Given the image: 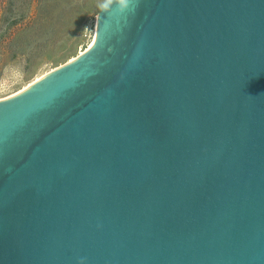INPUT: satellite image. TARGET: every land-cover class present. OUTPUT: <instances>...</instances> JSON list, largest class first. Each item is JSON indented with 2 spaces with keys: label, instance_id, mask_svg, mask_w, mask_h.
<instances>
[{
  "label": "water",
  "instance_id": "95a60500",
  "mask_svg": "<svg viewBox=\"0 0 264 264\" xmlns=\"http://www.w3.org/2000/svg\"><path fill=\"white\" fill-rule=\"evenodd\" d=\"M81 261L264 264V0H111L0 101V264Z\"/></svg>",
  "mask_w": 264,
  "mask_h": 264
},
{
  "label": "rangeland",
  "instance_id": "374dc122",
  "mask_svg": "<svg viewBox=\"0 0 264 264\" xmlns=\"http://www.w3.org/2000/svg\"><path fill=\"white\" fill-rule=\"evenodd\" d=\"M107 2L0 0V100L86 51Z\"/></svg>",
  "mask_w": 264,
  "mask_h": 264
},
{
  "label": "bare ground",
  "instance_id": "6f19581e",
  "mask_svg": "<svg viewBox=\"0 0 264 264\" xmlns=\"http://www.w3.org/2000/svg\"><path fill=\"white\" fill-rule=\"evenodd\" d=\"M97 22H98V21H97ZM96 31H97V26H96ZM96 31H95V36H94L93 40L91 41V43H90V45H89V47L87 48L86 51H82L78 56H76V57L70 59L66 64H64V65H62V66H60V67L54 68V69L50 70V71L47 72V73H44L43 75H41V76H39L37 79H35L33 82H31L30 84H28L27 86H25L23 89H21L20 91H18L17 93H15V94H13V95H11V96H9V97H12V96H14V95H16V94L22 92L23 90H25L26 88L30 87L31 85L37 83L38 81H40V80L43 79L44 77L48 76V75L51 74L52 72L58 70L59 68H61V67H63V66H66V65L72 63L73 61H75L76 59H78L80 56H82L84 53H86V52L91 48V46L94 44L95 37H96ZM9 97H8V98H9ZM0 101H1V100H0Z\"/></svg>",
  "mask_w": 264,
  "mask_h": 264
},
{
  "label": "clouds",
  "instance_id": "9594fccd",
  "mask_svg": "<svg viewBox=\"0 0 264 264\" xmlns=\"http://www.w3.org/2000/svg\"><path fill=\"white\" fill-rule=\"evenodd\" d=\"M109 3H111V0H108L107 3H102L100 5L101 13L105 14V10L108 8ZM119 3H120V10L122 11V13H124L128 11V9L130 8L132 4V0H119ZM85 31H88V29L86 28ZM81 264H83V261H81Z\"/></svg>",
  "mask_w": 264,
  "mask_h": 264
}]
</instances>
